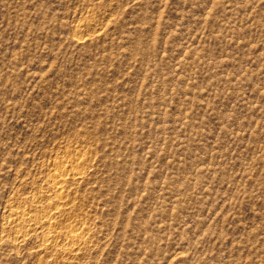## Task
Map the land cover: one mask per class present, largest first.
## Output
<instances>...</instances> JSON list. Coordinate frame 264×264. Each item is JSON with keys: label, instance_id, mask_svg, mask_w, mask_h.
<instances>
[{"label": "rangeland", "instance_id": "1", "mask_svg": "<svg viewBox=\"0 0 264 264\" xmlns=\"http://www.w3.org/2000/svg\"><path fill=\"white\" fill-rule=\"evenodd\" d=\"M0 264H264V0H0Z\"/></svg>", "mask_w": 264, "mask_h": 264}, {"label": "bare ground", "instance_id": "2", "mask_svg": "<svg viewBox=\"0 0 264 264\" xmlns=\"http://www.w3.org/2000/svg\"><path fill=\"white\" fill-rule=\"evenodd\" d=\"M68 160V159H67ZM66 160V161H67ZM79 161V160H78ZM77 161V159H75V160H73V161H70L68 164L69 165H67L66 163V166H79V162ZM65 167V166H64ZM79 176V173H77V172H75V171H73V172H68L67 170H66V167L61 171V170H55V172L53 173V175H52V178H53V181H54V184H53V186H52V188H51V192L54 194V196L56 195L57 197H58V201H56V204L55 205H53V206H55L54 207V210L57 208V204H59V202L60 201H62L63 199H64V197H63V195H62V193L64 192L63 191V186H62V182L64 181V179L65 178H67V177H71V178H73V180H75V178L76 177H78ZM63 197V198H62ZM63 202V201H62ZM53 209V208H52ZM57 210V209H56ZM59 211V210H58ZM56 213V212H55ZM24 214H26V213H24ZM23 215V214H22ZM21 215V216H22ZM27 215V214H26ZM23 216H25V215H23ZM29 219V218H28ZM33 220L32 221H34L33 223L35 224V222H38V220L40 221V219L38 218L37 219V217H34L33 216V218H32ZM42 219V218H41ZM42 220H44V219H42ZM27 221V220H26ZM31 221V222H32ZM47 222V221H46ZM42 223V222H41ZM48 223V222H47ZM46 223V224H47ZM40 224V223H39ZM42 224H44V223H42ZM45 224V225H46ZM41 225V224H40ZM40 227V226H39ZM20 233V232H19ZM52 233V232H51ZM63 233V232H62ZM63 236V237H65L66 239L67 238H69V240L71 241V243H77L78 242V240H79V238L81 237H79V235L77 236V234L76 233H74V230H70V231H66L65 233H63V234H60L59 232H55V233H52L49 237H46L45 238V240L43 241V243H48V242H52V241H54L56 238H58L59 236ZM47 236V235H46ZM19 237V239L20 238H22L23 236H18ZM64 238V239H65ZM43 239V238H42ZM78 239V240H77ZM63 240V239H62ZM81 240V239H80ZM70 243V242H69ZM78 243H81V241L80 242H78ZM77 243V244H78ZM79 245V244H78Z\"/></svg>", "mask_w": 264, "mask_h": 264}]
</instances>
